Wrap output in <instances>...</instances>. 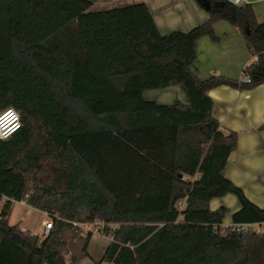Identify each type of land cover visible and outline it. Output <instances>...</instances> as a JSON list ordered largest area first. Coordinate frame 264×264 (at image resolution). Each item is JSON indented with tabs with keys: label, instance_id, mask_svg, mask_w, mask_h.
Masks as SVG:
<instances>
[{
	"label": "trees",
	"instance_id": "1",
	"mask_svg": "<svg viewBox=\"0 0 264 264\" xmlns=\"http://www.w3.org/2000/svg\"><path fill=\"white\" fill-rule=\"evenodd\" d=\"M196 1L208 2V20L164 35L145 3L25 0L27 36L14 39L12 0H0V112L21 114L0 139V264H82L93 233L74 223L96 219L118 224L102 258L111 264H264V208L223 174L238 133L222 128L208 94L264 84V21L250 3ZM220 20L256 58L244 68L251 82L192 71L198 40L217 41ZM177 85L188 103L144 97ZM227 194L246 233L222 232L230 209L210 204ZM20 201L52 219L47 235L9 223Z\"/></svg>",
	"mask_w": 264,
	"mask_h": 264
},
{
	"label": "crops",
	"instance_id": "2",
	"mask_svg": "<svg viewBox=\"0 0 264 264\" xmlns=\"http://www.w3.org/2000/svg\"><path fill=\"white\" fill-rule=\"evenodd\" d=\"M47 0H41V3ZM89 10L121 7L136 3H145L159 31L166 35L172 31H189L203 24L209 18V4L203 5L196 0H86ZM252 4L259 21H264V0H244ZM14 39L27 36V26L19 17L25 15V0H12ZM45 9L41 10L43 14ZM214 32L218 37L214 41L203 36L197 43V57L192 71L200 79L213 75L241 79L244 68L254 61L252 51L246 45L238 29L226 20L214 23ZM213 100L212 113L225 130L238 133V146L231 152L223 174L241 187L246 196L264 208V84L250 89H238L221 85L208 91ZM147 100L162 104H171L176 100L188 103L185 91L179 85L162 89L148 90L144 93ZM211 208L226 206L230 209L222 229L232 222V213L240 208V202L234 194H227L211 201ZM45 213V212H44ZM46 214V213H45ZM28 231L26 229H22ZM36 234V233H35ZM39 235V234H38ZM111 239L104 234L94 233L88 245V253L82 264H111L102 261Z\"/></svg>",
	"mask_w": 264,
	"mask_h": 264
},
{
	"label": "built area",
	"instance_id": "3",
	"mask_svg": "<svg viewBox=\"0 0 264 264\" xmlns=\"http://www.w3.org/2000/svg\"><path fill=\"white\" fill-rule=\"evenodd\" d=\"M231 2L233 4L239 5L245 3L244 0H225ZM243 82H251V78L248 74L243 75L242 77ZM12 113V118L9 120H2L0 121V139H7L12 136L15 132L19 130L21 127V114L20 112L13 108L8 107L0 112V117H4L6 113ZM183 206V205H182ZM47 214V213H46ZM48 215V214H47ZM81 226L83 229V235L88 232L94 233H101L113 239V231L118 227L117 223L106 222L104 220L96 219L91 222L86 223H74ZM53 226L52 219L50 220H43L42 227L44 236L47 235L50 229ZM251 228V224H234L230 223L226 226V233H246Z\"/></svg>",
	"mask_w": 264,
	"mask_h": 264
},
{
	"label": "rangeland",
	"instance_id": "4",
	"mask_svg": "<svg viewBox=\"0 0 264 264\" xmlns=\"http://www.w3.org/2000/svg\"><path fill=\"white\" fill-rule=\"evenodd\" d=\"M5 200L6 198L0 200V210ZM45 219L50 220L51 218L43 211L30 206L27 201H20L14 203L9 223L44 237L42 221ZM256 228L259 230L258 227ZM224 231L225 229H222V232L225 234Z\"/></svg>",
	"mask_w": 264,
	"mask_h": 264
},
{
	"label": "snow or ice",
	"instance_id": "5",
	"mask_svg": "<svg viewBox=\"0 0 264 264\" xmlns=\"http://www.w3.org/2000/svg\"><path fill=\"white\" fill-rule=\"evenodd\" d=\"M8 117L12 118V113L11 112L6 113L4 117H0V121L6 120V118H8Z\"/></svg>",
	"mask_w": 264,
	"mask_h": 264
},
{
	"label": "clouds",
	"instance_id": "6",
	"mask_svg": "<svg viewBox=\"0 0 264 264\" xmlns=\"http://www.w3.org/2000/svg\"><path fill=\"white\" fill-rule=\"evenodd\" d=\"M9 119H11V118L10 117L6 118V120H9Z\"/></svg>",
	"mask_w": 264,
	"mask_h": 264
},
{
	"label": "water",
	"instance_id": "7",
	"mask_svg": "<svg viewBox=\"0 0 264 264\" xmlns=\"http://www.w3.org/2000/svg\"><path fill=\"white\" fill-rule=\"evenodd\" d=\"M240 6H242L243 4H239Z\"/></svg>",
	"mask_w": 264,
	"mask_h": 264
}]
</instances>
